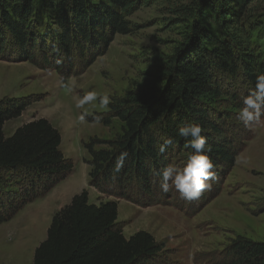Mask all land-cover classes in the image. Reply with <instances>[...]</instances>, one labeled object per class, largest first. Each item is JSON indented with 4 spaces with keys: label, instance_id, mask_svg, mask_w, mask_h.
I'll return each instance as SVG.
<instances>
[{
    "label": "trees",
    "instance_id": "16d2710c",
    "mask_svg": "<svg viewBox=\"0 0 264 264\" xmlns=\"http://www.w3.org/2000/svg\"><path fill=\"white\" fill-rule=\"evenodd\" d=\"M157 1L0 0V60L30 62L64 78L80 76L117 35L134 30V13ZM172 12L185 24L174 51L158 57L144 82L112 99L107 112L86 117L108 127L115 120L120 123L114 138L84 143L90 155L89 186L143 208L171 205L172 191H162L157 174L169 164L186 165L194 151L178 129L199 123L212 145L206 154L215 164L211 190L190 202L200 210L219 195L224 177L251 140L239 128L243 96L236 88L246 85L248 95L256 76L264 73V0H190ZM38 100H0V224L45 197L74 170L60 149L61 133L47 119L5 135L6 122ZM168 139L172 143L160 153L159 145ZM99 145L104 147L97 149ZM123 151L128 156L116 172V158ZM225 251L224 264H264V240L239 235ZM163 252V243L148 231L124 235L118 201L90 203L84 189L55 213L30 264H158Z\"/></svg>",
    "mask_w": 264,
    "mask_h": 264
},
{
    "label": "rangeland",
    "instance_id": "374dc122",
    "mask_svg": "<svg viewBox=\"0 0 264 264\" xmlns=\"http://www.w3.org/2000/svg\"><path fill=\"white\" fill-rule=\"evenodd\" d=\"M189 1L159 0L142 7L130 17L137 25L134 30L117 35L108 51L80 76L64 78L30 62L0 60V100L29 96L39 99L20 117L6 122L5 135H12L35 119H47L61 133V151L74 163L69 178L82 183L88 175L86 160L90 158L84 143L91 138H114L120 123L115 120L111 127L86 120L81 123L78 117L84 109L75 106L77 100L92 90L114 99L144 82L155 70L156 59L171 54L182 40L185 24L175 20L172 11ZM245 89L246 85L239 84L236 92L244 97ZM85 108L89 115L108 110L98 101ZM238 123L247 135H252L238 157L247 163H236L224 177L219 195L200 210L198 205L182 199L174 188L171 205L143 208L125 199H107L118 201V222L127 238L148 231L163 243L158 264H224L225 249L235 237L264 240V126L249 129L239 119ZM96 200L91 198L92 202ZM36 205H27L10 222L0 224V264L32 263L30 247L45 240L46 226L52 221L47 223L49 218L37 215ZM189 208L194 209L192 214Z\"/></svg>",
    "mask_w": 264,
    "mask_h": 264
},
{
    "label": "clouds",
    "instance_id": "9594fccd",
    "mask_svg": "<svg viewBox=\"0 0 264 264\" xmlns=\"http://www.w3.org/2000/svg\"><path fill=\"white\" fill-rule=\"evenodd\" d=\"M63 86L67 87L66 84ZM97 101L101 108H107L112 103V98L107 93L98 94L92 90L77 100L75 106L84 109V112L78 117L81 123L85 122L88 115L85 106L95 105ZM242 104L243 106L238 112V119L244 127L253 129L264 126V73L256 76L255 87L242 98ZM204 131L205 129L199 123L194 122L179 127L178 136L187 141L186 146L190 147L194 154L188 158L182 169L174 164H169L161 173L157 174L162 178L161 189L165 193L174 188L182 199L191 202L200 198L204 192L211 190V181L215 178V164L206 154L212 152V145L202 135ZM171 143L172 140L168 139L164 144L159 145V152L163 153L166 150V145ZM127 156V151H123L117 156L114 171L119 172L122 169ZM236 163H247V161L237 158Z\"/></svg>",
    "mask_w": 264,
    "mask_h": 264
},
{
    "label": "crops",
    "instance_id": "0c3cea01",
    "mask_svg": "<svg viewBox=\"0 0 264 264\" xmlns=\"http://www.w3.org/2000/svg\"><path fill=\"white\" fill-rule=\"evenodd\" d=\"M90 170H91V168H89V166H88L87 178L82 183L79 181H75V180L70 179L69 178L70 175H69L65 180H63L57 186H55L45 197L40 198V199H38L34 202H31L29 204H35V202H37V205L35 207L36 209L39 210V213H37V215H41L42 217L45 216L47 219L49 218L47 223H50V221L52 220L55 213L60 211L63 207L69 205L72 202L73 197L75 195L81 193L84 189H87L89 192V202L90 203L99 205L101 202H106L107 199L110 197L103 195L94 187L89 186ZM92 197H94L97 200L95 202H92L91 201ZM29 204H27V205H29ZM50 224H48V225L50 226ZM49 226H46V232L48 231ZM46 238H47V236H46ZM43 241L44 240H42L36 246H33V248L30 247L29 251L31 253L33 252V256H34L36 248ZM10 263H12V262H10Z\"/></svg>",
    "mask_w": 264,
    "mask_h": 264
}]
</instances>
